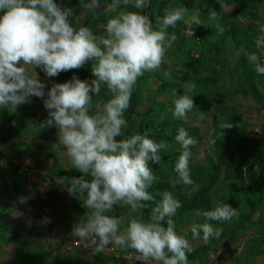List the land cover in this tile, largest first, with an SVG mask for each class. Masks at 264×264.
<instances>
[{
  "label": "clouds",
  "instance_id": "clouds-1",
  "mask_svg": "<svg viewBox=\"0 0 264 264\" xmlns=\"http://www.w3.org/2000/svg\"><path fill=\"white\" fill-rule=\"evenodd\" d=\"M130 3L142 10L151 0H79L83 11L97 13L103 5L105 11L115 13L102 25L106 35L100 37L88 27L75 26L70 19L74 10L61 7L57 0H0V109L15 112L32 97L43 100L47 117L40 128L57 129L59 144L66 149L72 167L81 173L72 178L58 176L54 181L90 209L86 220L75 224L72 235L90 240L97 252L111 244L114 250H134L139 259L151 264H189L193 249L175 231L171 218L182 205L172 193L160 194L161 200L147 222L129 218L125 225V217L108 215L114 206L126 205L137 212L145 206L142 202L153 200L148 189L156 177L149 165L160 164L159 152L167 147L147 134L125 136L128 122L124 113L137 79L160 67L176 39L174 34L168 35L169 27L177 22L204 26L197 14L189 16L187 9H165L154 30L148 16L119 11ZM217 18L218 13L211 10L210 19ZM216 28L223 35L225 29L219 24ZM255 43L264 47V28ZM247 59L257 75H264V63L257 62L255 53L248 54ZM87 62H91L94 79L81 80L73 74L64 83H52L46 93L47 85L35 71L39 69L46 78H52L80 69ZM101 85L106 86L111 98L96 103L92 112L93 97L99 95ZM173 96L172 116L179 120L193 109V99L175 92ZM175 141L181 151L174 167L179 179L172 184L190 185V147L197 142L183 127L177 129ZM20 202L26 198L21 197ZM195 214L206 222L192 225V236L207 242L218 239L223 231L208 221L228 222L238 216V211L228 204H217L212 210H197Z\"/></svg>",
  "mask_w": 264,
  "mask_h": 264
},
{
  "label": "trees",
  "instance_id": "trees-1",
  "mask_svg": "<svg viewBox=\"0 0 264 264\" xmlns=\"http://www.w3.org/2000/svg\"><path fill=\"white\" fill-rule=\"evenodd\" d=\"M171 4L184 7L187 11L192 10L195 5L198 8L204 5L205 8L202 13L206 15V18L210 17L211 10L216 11L220 24L225 29L223 35L217 32L219 44L216 47L222 49L224 43L229 41L236 55L235 63L232 68H229L224 58L217 62L220 67L218 74L225 72L228 77L227 89L214 84L212 80L217 81L216 78L213 79L209 75L201 79L200 76L205 71L204 65L197 60L194 61L192 53L196 49L195 44H203L204 36L193 35L191 38H194V41L197 38L199 42L195 41L194 45L191 44L188 47V41L177 37L176 29L169 27L166 30L170 34L176 32L175 52H180V57L185 62L193 64L190 66L184 64L186 72H182L162 61V70L168 74L167 76L144 73L137 79L129 108L124 113L128 122V127L124 130L125 136L147 134L150 139L167 146L159 152L161 162H164L165 166L151 163L149 165L156 177L148 189L153 200L142 202L145 206L137 212H131L128 206L121 205L108 215L125 217V225L129 218L147 222L152 214V209L161 200L160 194L167 191L172 193L182 205L175 216L171 218L175 223V231L179 234L180 225L184 220L194 217L199 221L197 224H200V222L205 221V218L197 216L196 211L212 210L216 206V201L219 200V204H228L237 209L238 216L236 218L238 222L232 228H230L231 225H227L232 222V219L228 222H217L223 230L221 236L218 239L211 238L207 243L193 248V251L188 255V262L189 264H207L209 257L217 252L220 245L225 244L229 247L236 243L239 232H243L247 227H257L258 234L250 239L245 249L231 262V264H250L251 259L261 255V248L264 246V217L261 214L264 206V121L260 125L259 137H250L251 121L239 116L238 111L230 107L229 104L238 97L243 100H251L255 105L262 106L264 104V75H257L254 66L247 59L250 53L258 54L255 38L260 35V29L264 28V17L261 19L259 15V9L264 4V0H215V2L213 0L210 5H207L206 0H151L148 7L142 10L136 9L130 3L122 5L119 11L140 12L142 15L148 16L154 30H156L158 29L157 19L164 15V10ZM222 5H231L233 10L225 11L221 8ZM238 15L256 21L262 20L263 25L258 27L252 23L253 25L251 24L249 29L245 28L238 21ZM178 48H185V50H178ZM238 52L239 55H237ZM208 63H210L209 60ZM205 72L208 73V70ZM90 79H94V77L91 76ZM148 79L157 83V90L154 96L144 99L141 86H144ZM174 92L178 95L188 94L192 96L194 107L186 113L188 115L202 114L206 116L211 109H215L211 118L213 134L209 141L212 158H208L206 166L199 167L196 165L190 169V178L193 181L190 185H184L182 182L175 184V186L172 184V181L179 179L174 167L181 151L179 144L175 141V135L177 129L183 127L197 142L190 147L192 155L189 159V167L194 162L193 154L200 138L196 128L187 125L183 119L173 118ZM162 94L168 95L167 100L163 103L156 102V97ZM96 97H98L97 103L101 104L111 98L102 92ZM142 99L147 101L149 106L145 112L140 113L137 108ZM226 125L230 128L223 129ZM4 165L9 171L17 170V167L10 165L7 158L4 159ZM79 175L81 173L75 168L66 172L63 171L54 161L52 168L45 172L44 180L52 183L58 176L72 178ZM85 179H90V177H85ZM75 207L77 222L86 220L90 209L81 207L80 203H76ZM5 209L6 207L0 208V217ZM254 217L256 220H253ZM1 229L2 226L0 225ZM188 238H193L191 230ZM0 241H5L1 234ZM114 251L119 256H100L102 264L124 263L120 257L123 250L115 249ZM36 259L35 254L21 244L5 264H42L36 263Z\"/></svg>",
  "mask_w": 264,
  "mask_h": 264
},
{
  "label": "rangeland",
  "instance_id": "rangeland-1",
  "mask_svg": "<svg viewBox=\"0 0 264 264\" xmlns=\"http://www.w3.org/2000/svg\"><path fill=\"white\" fill-rule=\"evenodd\" d=\"M57 2L61 7L74 10V16L70 19L75 26L88 27L95 35L100 37L106 35L102 25L115 15L112 12L105 11L103 5L97 10V13H91L81 9L79 0H57ZM206 3L210 5L213 0H206ZM204 8V5L201 8L195 5L192 10L187 11L189 16L194 13L197 14L204 26L192 24L189 27L183 22H177L176 26L172 28L177 30L179 39L188 41V47L193 43L195 44V41L194 38L184 36L183 32L185 30H190L192 35H197L198 37L204 36L203 44H195L196 49L192 53L193 60L201 62L204 65V70H208V73L204 71L200 78L202 79L209 75L218 81L212 80L214 84L227 89L228 77L225 72L218 74L220 67L217 62L224 58L227 66L232 68L236 55L229 41L224 43L222 49L216 47L219 44L217 42L216 24L221 25L220 19L218 17L213 21L210 17L206 18V15L202 13ZM221 8L225 11L233 10L231 5H222ZM167 9L185 8L171 4ZM259 15L263 19L264 4L259 9ZM237 19L248 29L252 23L258 27L263 25L262 20L256 21L241 15H238ZM172 34L176 37V32L168 33V35ZM258 36H256L255 40ZM176 41L177 39L166 51L163 62L174 66L178 71L186 72L184 64L190 66L193 63L185 62L180 57V52H175ZM178 50L184 51L185 48H178ZM257 57V62L264 63V49L262 47L258 48ZM208 60L210 63H208ZM90 66L91 62H87L80 69H72L67 71L68 73L61 72L59 76L52 78H46L39 69L35 71L41 82L47 85L45 88L46 93L52 83H64L70 80L73 74L81 80H90ZM145 73L165 75L162 65L156 70ZM105 87L101 85L100 92L110 96ZM141 90L144 99L154 96L157 90V83L148 79L145 85L141 86ZM96 96L93 97V108L97 103L98 97ZM167 97L168 95L166 94L157 96L156 102L163 103L167 100ZM148 106V102L142 99L137 111L143 113ZM229 106L235 108L239 116L251 121L249 128L250 137L258 138L260 125L264 121V104L262 106L255 105L251 100H243L238 97ZM214 110L211 109L206 116L202 114L196 116L186 114L182 118L187 125L198 130L200 138L194 150V162L189 167V170L196 165L199 167L206 166L208 158H212L209 141L213 134L211 118ZM46 117L47 111L43 107V100L36 97H32L30 103L20 105L15 112L0 109V208L6 207L0 217V225L2 226L0 234L5 239V241H0V264H5L21 244L35 254L37 257L36 263L42 264H102L100 256L118 257L119 255L116 254L114 246L111 244L102 251L97 252L94 251V246L90 240L72 235L73 227L78 223L75 204L80 203L81 207H83V202L79 197L70 196L64 187L55 182L50 183L44 180L45 172L52 168L54 161L65 172L73 168L66 155V149L59 144L57 129L54 127L40 128ZM5 158L9 159L10 165L17 167L16 171H9L5 167ZM160 165L164 167L165 163L161 162ZM21 197L26 198V202L21 203ZM217 204H219V200L216 201ZM118 207L114 206L113 210ZM261 214L264 217V206ZM46 219L50 220V222L45 223ZM253 220H256V217ZM205 222H200V224ZM237 222L238 219L233 217L232 222L227 225H231L230 228H232ZM197 223L199 221L191 217L183 221L178 231L179 235H183L189 241L192 249L209 241L205 242L202 238H188L191 226ZM209 223L214 228L221 229L217 222ZM257 234V227L245 228L243 232L238 233L235 244L229 247L225 244L220 245L217 252L209 257L207 264H231L232 260L245 249L250 239ZM6 239H10V241ZM261 249V255L251 259L250 264H264V246ZM120 257L124 261L123 264H151L150 261L139 259L135 251L131 249L123 250Z\"/></svg>",
  "mask_w": 264,
  "mask_h": 264
},
{
  "label": "built area",
  "instance_id": "built-area-1",
  "mask_svg": "<svg viewBox=\"0 0 264 264\" xmlns=\"http://www.w3.org/2000/svg\"><path fill=\"white\" fill-rule=\"evenodd\" d=\"M184 36L187 37V38H191L193 35H192L190 30H185L184 31ZM195 41L198 43L199 39L196 38Z\"/></svg>",
  "mask_w": 264,
  "mask_h": 264
}]
</instances>
